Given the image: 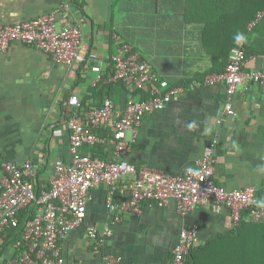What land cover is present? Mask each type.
Here are the masks:
<instances>
[{
  "label": "crops",
  "instance_id": "obj_1",
  "mask_svg": "<svg viewBox=\"0 0 264 264\" xmlns=\"http://www.w3.org/2000/svg\"><path fill=\"white\" fill-rule=\"evenodd\" d=\"M78 1L84 4V12L73 0H0V22L12 24L56 11L61 24L74 21L81 27V53H97L102 58L98 72L86 71L81 61L72 65L55 62L43 50L20 41H13L7 51H0L3 158L19 164L31 160L37 171L36 188L49 189L56 161L71 162L70 121L85 123L87 112L97 108L99 102L93 98L95 85L99 81L115 83L111 80L112 56L118 51L119 42H127L141 52L162 79L185 90L165 108L143 116L125 160L175 175L196 166L217 130L214 180L228 189L249 185L263 188L264 87L245 79L232 98L236 114L226 116L219 125L226 84H202L207 74L224 69L233 39L230 21L209 26L206 21L214 20L215 9L243 10L246 0ZM262 68L264 56L247 57L245 70ZM113 89L115 106L121 108L123 90L117 85ZM72 95L80 98L79 106L69 103ZM131 136L129 131L128 137ZM91 150L83 147L85 152ZM105 150L102 155L112 159V151ZM130 178L118 183L115 201L128 197ZM2 188L0 167V193ZM108 192L105 184L92 188L83 225L60 240L66 264H101V255L93 253L86 229L89 224L99 231L112 230L105 249L120 255V264L168 263L179 233L194 224L199 227L197 246L212 236L228 233L230 250L237 252L239 261L247 262L244 254L254 240L256 264H264V223L246 224L240 230L228 209L216 212L209 205L182 215L174 199L167 205L145 200L139 216L116 212L121 220L115 221L107 206ZM6 235L0 232V264L20 252V234L10 240L5 239Z\"/></svg>",
  "mask_w": 264,
  "mask_h": 264
},
{
  "label": "built area",
  "instance_id": "obj_2",
  "mask_svg": "<svg viewBox=\"0 0 264 264\" xmlns=\"http://www.w3.org/2000/svg\"><path fill=\"white\" fill-rule=\"evenodd\" d=\"M261 16L262 13H258L257 19ZM13 41L37 47L55 62L72 65L81 61L86 71H101L102 58L97 53H81V27L74 21L61 24L56 11L12 24L0 22V51H7ZM246 61L245 42L235 44L225 68L204 77L202 84L205 86L221 82L226 84V99L217 119L219 125L226 116L236 114L232 98L245 79L264 87V68L245 70ZM111 65V80H122L128 88L126 104L116 108L115 101L106 97L101 107L87 112L85 123L74 119L70 121L71 162L56 161L55 176L49 189L36 188L37 171L31 160L22 164L7 160L3 158L0 147L3 185L0 193V232L6 235L8 227H18V215L22 210L35 209L34 215L26 219L20 234L17 244L20 252L7 258L3 264H66L60 240L83 225L89 192L100 184L109 188L106 201L115 221L121 220L116 212L125 211L139 216L145 200L167 205L174 199L177 211L182 215L199 206L209 205L216 212L228 209L237 226L243 219L264 223V201H259L256 186L228 189L214 180L219 138L217 130L196 166L187 167L175 175L139 167L125 160L130 143L138 136L143 116L165 108L185 88L170 85L162 79L141 52L127 42L118 43ZM140 90H148L149 96L139 99L136 92ZM69 103L79 106L81 101L77 95H72ZM99 128L110 133L99 134ZM129 131L131 137H128ZM98 143L113 147L111 160L83 151L84 146L92 148ZM128 176H131L127 180L128 197L115 201L118 183ZM86 229L93 242V253L101 255V264H120L121 256L105 249L112 230L106 228L99 231L93 224ZM198 242L199 227L196 224L182 229L173 256L166 264H190L191 251Z\"/></svg>",
  "mask_w": 264,
  "mask_h": 264
},
{
  "label": "trees",
  "instance_id": "obj_3",
  "mask_svg": "<svg viewBox=\"0 0 264 264\" xmlns=\"http://www.w3.org/2000/svg\"><path fill=\"white\" fill-rule=\"evenodd\" d=\"M73 3L75 6H77L78 9H80L81 11L83 10V3L79 2L78 0H73ZM260 11H264V0H246V4L244 5L243 10H224V8H219L218 10L215 9L214 13L216 14V16L214 20H207L206 26H209L212 23H221V20H227L228 22L230 21L233 34L230 50L236 44L234 41V36L238 32H242L246 36L245 52L247 57L250 55L264 56V14H262L261 18L257 20V15ZM253 22L255 23L253 25H250ZM230 50L227 52L228 55L230 53ZM227 59L228 58L226 57V63ZM222 70L223 69H221L220 71ZM115 85L119 86L120 89L123 90L124 105L126 104L128 98V88L122 80H116L115 83L110 84L99 81L95 85V88L93 90V98L101 103L97 104V108L103 105L104 99L106 97H110L114 100L113 86ZM148 96V90H140L136 92V97H138L139 99H146ZM97 133L109 134L110 131L99 128L97 130ZM105 149H108L113 153V147L110 144L103 143H98L96 146L92 147V150L90 152L95 157H100L105 160H111L108 159L105 155H102V152L104 153L106 151ZM257 196L260 202L264 201V187L257 190ZM34 213L35 209L33 207L28 210H22L18 215L19 226L16 228L8 227L5 239L10 240L14 236L21 234L26 221L25 218L27 219L28 217L33 216ZM246 224L248 225L256 223L247 222L243 219L242 223L239 225V229L241 230V228H243ZM226 235H228V233H221L217 236H212L205 243L199 246H195V248H193V250L191 251L189 257L190 264H256V246L254 244V240L251 242V244L248 245V252L244 254V256L246 255L247 262H243L239 261L237 252H231V241L226 237Z\"/></svg>",
  "mask_w": 264,
  "mask_h": 264
},
{
  "label": "clouds",
  "instance_id": "obj_4",
  "mask_svg": "<svg viewBox=\"0 0 264 264\" xmlns=\"http://www.w3.org/2000/svg\"><path fill=\"white\" fill-rule=\"evenodd\" d=\"M234 41L237 45L242 44L243 42H246V36L244 35V33L242 32H238L235 36H234Z\"/></svg>",
  "mask_w": 264,
  "mask_h": 264
}]
</instances>
